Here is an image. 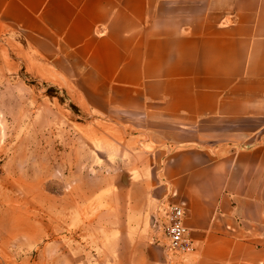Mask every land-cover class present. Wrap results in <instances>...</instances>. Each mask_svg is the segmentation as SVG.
Returning a JSON list of instances; mask_svg holds the SVG:
<instances>
[{"label":"crops","instance_id":"obj_1","mask_svg":"<svg viewBox=\"0 0 264 264\" xmlns=\"http://www.w3.org/2000/svg\"><path fill=\"white\" fill-rule=\"evenodd\" d=\"M0 39L123 174L71 220L103 253L264 264V0H0ZM178 204L188 254L152 229Z\"/></svg>","mask_w":264,"mask_h":264},{"label":"rangeland","instance_id":"obj_2","mask_svg":"<svg viewBox=\"0 0 264 264\" xmlns=\"http://www.w3.org/2000/svg\"><path fill=\"white\" fill-rule=\"evenodd\" d=\"M84 125L66 95L25 73L0 41V264L133 263V245L103 253L71 221L101 204L107 181L123 189Z\"/></svg>","mask_w":264,"mask_h":264},{"label":"built area","instance_id":"obj_3","mask_svg":"<svg viewBox=\"0 0 264 264\" xmlns=\"http://www.w3.org/2000/svg\"><path fill=\"white\" fill-rule=\"evenodd\" d=\"M184 218V206L178 204L169 206L164 224L160 225L158 221L153 220L154 232L161 230L167 240L165 250L168 254H188L194 249Z\"/></svg>","mask_w":264,"mask_h":264}]
</instances>
